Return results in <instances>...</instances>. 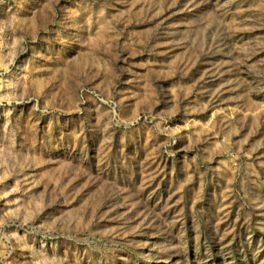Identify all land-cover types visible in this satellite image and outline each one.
<instances>
[{"label":"rangeland","instance_id":"obj_1","mask_svg":"<svg viewBox=\"0 0 264 264\" xmlns=\"http://www.w3.org/2000/svg\"><path fill=\"white\" fill-rule=\"evenodd\" d=\"M0 264H264V0H0Z\"/></svg>","mask_w":264,"mask_h":264}]
</instances>
